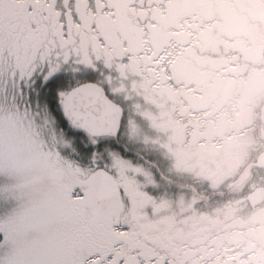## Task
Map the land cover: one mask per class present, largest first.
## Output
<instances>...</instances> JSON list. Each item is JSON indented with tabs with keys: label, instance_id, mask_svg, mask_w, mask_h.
<instances>
[{
	"label": "snow or ice",
	"instance_id": "snow-or-ice-1",
	"mask_svg": "<svg viewBox=\"0 0 264 264\" xmlns=\"http://www.w3.org/2000/svg\"><path fill=\"white\" fill-rule=\"evenodd\" d=\"M154 5L0 0V264H264L221 227L234 176L199 147L220 109L153 43Z\"/></svg>",
	"mask_w": 264,
	"mask_h": 264
},
{
	"label": "flooded vegetation",
	"instance_id": "flooded-vegetation-1",
	"mask_svg": "<svg viewBox=\"0 0 264 264\" xmlns=\"http://www.w3.org/2000/svg\"><path fill=\"white\" fill-rule=\"evenodd\" d=\"M149 14L153 43L180 45L171 62L177 78L191 81L220 109L210 131L223 147H199L234 176L225 192L235 203L221 225L224 233L249 243L264 238V185L247 189L250 179L264 181V0H155ZM237 55V75L221 76L216 70ZM183 93L200 99L191 89Z\"/></svg>",
	"mask_w": 264,
	"mask_h": 264
}]
</instances>
